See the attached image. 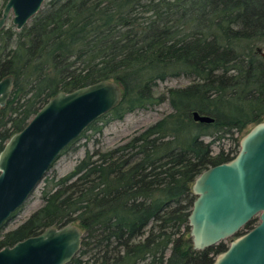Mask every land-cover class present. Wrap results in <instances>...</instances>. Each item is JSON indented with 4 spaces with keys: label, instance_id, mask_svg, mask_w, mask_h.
I'll use <instances>...</instances> for the list:
<instances>
[{
    "label": "trees",
    "instance_id": "obj_1",
    "mask_svg": "<svg viewBox=\"0 0 264 264\" xmlns=\"http://www.w3.org/2000/svg\"><path fill=\"white\" fill-rule=\"evenodd\" d=\"M258 46L264 0H46L21 29H1L0 79L13 75L14 87L0 106V151L58 91L101 79L118 82L122 97L88 129L166 100L172 111L47 179L44 204L1 235L5 223L0 248L75 222L84 235L67 264H213L228 244L194 248L192 184L235 156L223 148L213 154L216 139L264 119ZM176 76L190 83L156 91ZM196 110L214 121H196Z\"/></svg>",
    "mask_w": 264,
    "mask_h": 264
},
{
    "label": "water",
    "instance_id": "obj_2",
    "mask_svg": "<svg viewBox=\"0 0 264 264\" xmlns=\"http://www.w3.org/2000/svg\"><path fill=\"white\" fill-rule=\"evenodd\" d=\"M45 1L8 0L0 29L10 12L21 29ZM257 52L264 57V47L258 46ZM13 87V75L0 79V106L7 103ZM121 97L122 87L113 79L60 90L10 136L0 151V228L24 206L63 150L116 107ZM193 117L200 122L214 121L197 110ZM192 191L195 199L189 224L194 248L205 249L230 238L213 264H264V120L242 136L233 158L203 170ZM256 217L258 222L242 232ZM83 235L75 222L50 225L0 248V264H67L78 254Z\"/></svg>",
    "mask_w": 264,
    "mask_h": 264
},
{
    "label": "rangeland",
    "instance_id": "obj_3",
    "mask_svg": "<svg viewBox=\"0 0 264 264\" xmlns=\"http://www.w3.org/2000/svg\"><path fill=\"white\" fill-rule=\"evenodd\" d=\"M7 1L8 0H0V16ZM12 18L13 12H10L4 29L11 28L15 31L19 30L13 23ZM189 83L190 79L186 76L169 77L158 83L156 91L164 92L170 87L184 86ZM171 111L172 106L170 102L166 100L152 109L135 110L127 113L123 119H114L105 124L100 131L97 129L85 130V133L75 142L73 147L76 148H72L67 152L62 153L56 159L52 167L48 170L35 191L32 193L31 197L2 230L1 235L16 228L44 204L42 193L47 179H51L54 176L59 177L68 173L79 162V160L87 154V152H93L96 150L106 151L124 141H127L129 138L141 132L150 124ZM102 123L103 122H101V124ZM255 124H252L241 131L236 130L233 134H227L220 139H216L212 145L213 154H217L220 149L223 148L225 151H229L231 155H236L240 150V140L242 136ZM211 138V136L205 137L206 140H210ZM256 222H258V219ZM225 242L229 245L230 238H227Z\"/></svg>",
    "mask_w": 264,
    "mask_h": 264
},
{
    "label": "flooded vegetation",
    "instance_id": "obj_4",
    "mask_svg": "<svg viewBox=\"0 0 264 264\" xmlns=\"http://www.w3.org/2000/svg\"><path fill=\"white\" fill-rule=\"evenodd\" d=\"M4 27H5V26H4ZM4 27H3V28H4ZM3 28H1V29H3ZM1 29H0V30H1Z\"/></svg>",
    "mask_w": 264,
    "mask_h": 264
}]
</instances>
